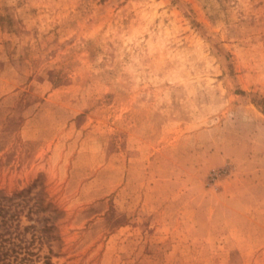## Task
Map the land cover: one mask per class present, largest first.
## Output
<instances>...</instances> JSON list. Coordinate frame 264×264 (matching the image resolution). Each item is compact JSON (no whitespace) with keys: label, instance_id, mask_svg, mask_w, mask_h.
<instances>
[{"label":"rangeland","instance_id":"obj_1","mask_svg":"<svg viewBox=\"0 0 264 264\" xmlns=\"http://www.w3.org/2000/svg\"><path fill=\"white\" fill-rule=\"evenodd\" d=\"M0 193L32 264H264V0H0Z\"/></svg>","mask_w":264,"mask_h":264},{"label":"trees","instance_id":"obj_2","mask_svg":"<svg viewBox=\"0 0 264 264\" xmlns=\"http://www.w3.org/2000/svg\"><path fill=\"white\" fill-rule=\"evenodd\" d=\"M11 200L12 197L8 199L0 193V264H32L30 246L24 245L18 231L12 229L17 214L12 213L11 208L17 207L18 203L12 204Z\"/></svg>","mask_w":264,"mask_h":264}]
</instances>
